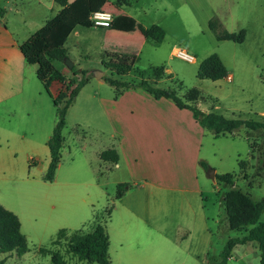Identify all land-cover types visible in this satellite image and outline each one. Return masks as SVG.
I'll list each match as a JSON object with an SVG mask.
<instances>
[{
    "label": "crops",
    "instance_id": "0c3cea01",
    "mask_svg": "<svg viewBox=\"0 0 264 264\" xmlns=\"http://www.w3.org/2000/svg\"><path fill=\"white\" fill-rule=\"evenodd\" d=\"M0 7L3 10L0 14V170L14 171L13 165L18 158L24 162L23 172L12 175L13 179L36 181L35 175H31V165L37 166L38 152L43 154L44 151L48 152L45 162L49 163L47 142L57 121L53 97L62 89V84L57 80L50 83L51 97L36 76L37 66L26 61L19 46L52 18L60 5L54 0H0ZM78 27L81 26H76L67 39L77 33ZM145 43L146 39H142L140 46ZM176 49L174 47L173 52ZM53 64L67 78L72 76L63 62L53 61ZM226 79L232 80L230 72ZM97 83L105 84L102 79ZM109 86L112 92L102 94L95 89L85 94L88 104L83 108L77 101L78 91L67 109L64 129L69 127L73 134L71 140L78 141L81 151L90 150L89 163L93 172L105 176V171L114 167L120 170L116 182H130L132 187L118 198L115 194L108 214L105 209L109 208V198L103 202V210L97 211L93 201L81 197L62 211L51 204L42 222L30 221L27 230L54 234L53 240L61 229L88 233L101 223L109 237L108 254L113 237L122 250V256L116 257L118 264H199L215 260L222 249L217 253L214 248L216 234L203 197L206 182L201 181L199 174L200 169H204L201 161L208 166V159L202 157V147L205 131L209 130L199 126L189 109L178 108L169 99H156L138 89L116 94V89ZM64 129L62 151L67 147L71 159L70 141L65 139ZM236 132L211 133L215 138H233ZM244 141L248 146L247 153H250L252 138H244ZM107 149L116 151L117 162L100 158L99 154ZM239 158L240 155L237 160ZM162 160H173L178 166L176 174L163 176L159 170ZM60 163L61 159L57 167ZM217 170L215 167L214 172L218 173ZM100 176H96L94 184L97 194L105 188ZM204 177L214 189L220 186L215 179ZM60 184L59 198L66 194L75 198L76 190L71 187L88 185L67 180ZM13 212L19 218L27 242L22 216L28 219V210ZM32 213L31 210L29 216ZM74 221H79L81 226L88 224L87 230H71L75 228ZM259 259L257 242L248 241L233 247L226 264H259Z\"/></svg>",
    "mask_w": 264,
    "mask_h": 264
},
{
    "label": "rangeland",
    "instance_id": "374dc122",
    "mask_svg": "<svg viewBox=\"0 0 264 264\" xmlns=\"http://www.w3.org/2000/svg\"><path fill=\"white\" fill-rule=\"evenodd\" d=\"M103 9L111 11L113 18L111 26L78 27L75 37L71 35L65 44L67 57L75 68L85 69L89 75L88 81L79 90L77 101L80 108L88 104L84 97L88 92L95 89L100 90L102 94L112 92V87L106 82L104 85H98V78L93 73L101 71L102 76L110 75L109 70L104 68L101 62L109 59L112 53H116L134 54V70L125 76L113 74V78L136 82L145 77L149 81H154L152 83L156 86L178 88L180 95L189 88H196L200 92V97L195 104L200 109L216 111L229 118L260 119L264 115V112H261L264 111V0H106ZM212 16L218 18L221 28L227 31L237 32L244 29L243 42L216 40L207 26L208 19ZM137 24L144 27L151 24L160 25L165 31L162 41L157 43L152 39H146V43L140 46ZM174 47L191 55L195 60L191 62L181 59L174 54ZM211 53H216L221 58L228 73L232 74L231 81L226 78L210 80L196 76L199 62ZM153 66L158 68V75L152 74L150 67ZM76 78L78 80L80 75H76ZM64 136L68 142L70 141L72 155L69 159V149L67 147L63 149L54 180L39 179L48 165L45 162L48 152L45 151L43 154L38 152L40 160L37 166L31 165V175H35L36 181L23 182L13 179L12 175L23 172L24 162L21 159L18 161V158L13 165L14 171L5 168L0 170V204L12 212L24 208L28 210V219L22 216L28 250L23 255H18L14 251L0 252V261L4 264H52L50 255L43 249L57 250L65 264H95L79 261L67 252V241L72 232H63L57 243L51 244L54 234L52 236L46 232L27 230L30 221L38 224L42 222L46 217L45 212L50 211L51 204L55 205L56 210L62 211L74 199L76 201L81 197H87L94 202L95 210L102 211L106 198H109L108 207L113 206L115 201L116 179L119 178L120 170L110 167L105 171V176L96 174L89 163L90 150H80L78 141L71 140L73 134L68 126L64 129ZM250 137L253 152L247 153L248 146L244 138ZM239 155V159L246 162L242 169L237 167ZM202 157L208 159L207 168L199 171L201 181L206 182L203 197L207 213L210 214L209 222L216 234L214 248L219 253L225 240L239 236L240 232L228 229L224 221V209L220 201L228 187L218 183L221 187L217 186L214 189L204 176L207 175L208 168L215 170V167L218 173L233 172L237 187L254 200L263 198L264 129L249 130L241 127L233 138L228 136L215 138L211 132L205 131ZM174 164L173 160L160 162L159 170L163 176L176 174L175 169L178 166ZM96 176L97 178L100 176V182L105 185L104 190L98 194L94 189ZM64 180L73 184L85 182L88 185L83 188L72 186L71 188L76 190L75 198L68 194L59 198L60 182ZM31 210L33 213L29 216ZM105 214H108L107 208ZM73 225L75 228L71 230L86 231L88 228V224L81 226L79 221H74ZM39 247L43 248L41 252ZM118 248L113 237L109 252L111 264H118L116 257L122 256L120 248L117 253Z\"/></svg>",
    "mask_w": 264,
    "mask_h": 264
},
{
    "label": "trees",
    "instance_id": "16d2710c",
    "mask_svg": "<svg viewBox=\"0 0 264 264\" xmlns=\"http://www.w3.org/2000/svg\"><path fill=\"white\" fill-rule=\"evenodd\" d=\"M60 5L58 12L45 24L32 33L23 43L19 50L26 61L35 64L36 76L42 83L45 91L51 96L49 86L53 80L62 84V89L53 97L56 107L57 121L53 127L51 136L47 142L50 160L42 179L52 181L55 170L61 159L63 148V129L66 125L65 115L68 107L73 102L80 88L88 81L87 70L70 68L72 74L67 78L53 64V61L64 62L67 57V50L64 46L68 35L76 26L89 27V16L92 12L103 8L106 0H54ZM126 3V2H125ZM0 7V14L2 13ZM207 26L218 41H232L241 43L245 39V30L237 32L227 31L221 28V24L215 16L208 19ZM139 39H152L160 43L165 35L164 29L158 24L142 26L137 24ZM107 60H102L101 64L108 69L110 75H103L102 80L116 89V94L127 89H138L149 93L154 98H166L171 100L178 108H186L191 111L194 120L203 129L211 131L214 135L232 133L245 127L249 130L264 129V115L260 119H243L240 117H225L216 111H203L195 102L200 97V92L196 88H189L183 95L172 87H159L154 85V81H149L141 77L139 81H127L113 78V74L125 76L134 70V54L117 55L112 53ZM162 67V66H159ZM153 75H158L156 66L150 67ZM143 73V71H141ZM80 75L77 80L76 75ZM196 76L210 80H219L228 77V71L221 58L216 53H211L204 57L197 66ZM253 142H251V152ZM103 160L117 162L118 155L114 149H107L99 154ZM203 168L207 164L200 162ZM245 160L238 159L237 167L242 169ZM216 183H222L227 188L221 198L224 207V221L228 229L244 232L239 236L226 239L222 250L215 260L210 262H200L199 264H226L231 256L233 247L237 244H244L248 241H256L259 249V264H264V197L254 200L248 193L243 192L235 184L234 173H215ZM132 187L130 182H119L116 185V198L120 197L124 191ZM111 206L107 209L110 212ZM65 232L59 230L51 244H56L58 237ZM109 237L101 223H97L91 232L83 233L73 231L67 241V252L75 256L79 261L95 264H111L108 254ZM43 248H39L40 250ZM28 250L24 234L20 229L18 216L0 204V252L15 251L22 255ZM50 255L52 264H65L62 255L57 250L43 249ZM0 264H4L0 261Z\"/></svg>",
    "mask_w": 264,
    "mask_h": 264
},
{
    "label": "built area",
    "instance_id": "2783aa9c",
    "mask_svg": "<svg viewBox=\"0 0 264 264\" xmlns=\"http://www.w3.org/2000/svg\"><path fill=\"white\" fill-rule=\"evenodd\" d=\"M89 21L90 24L94 27H109L112 22V14L111 12L102 8L98 11L92 12L89 16ZM176 55L186 61L191 56L182 50H180V52Z\"/></svg>",
    "mask_w": 264,
    "mask_h": 264
},
{
    "label": "water",
    "instance_id": "95a60500",
    "mask_svg": "<svg viewBox=\"0 0 264 264\" xmlns=\"http://www.w3.org/2000/svg\"><path fill=\"white\" fill-rule=\"evenodd\" d=\"M63 63H64V64L67 66V68H69V69L73 66V62H71V61L69 60L68 57H66V58L64 59V62H63ZM102 73H103V72H101V71H96V72H94L93 74H94V76H95L96 78L101 79ZM207 176H208L211 180H214V179H215V172H214V170L211 169V168H208Z\"/></svg>",
    "mask_w": 264,
    "mask_h": 264
},
{
    "label": "bare ground",
    "instance_id": "6f19581e",
    "mask_svg": "<svg viewBox=\"0 0 264 264\" xmlns=\"http://www.w3.org/2000/svg\"><path fill=\"white\" fill-rule=\"evenodd\" d=\"M179 52H180V49L178 48V49L175 50L174 53L178 54ZM187 61H191L192 62V61H194V58L192 56H190V58Z\"/></svg>",
    "mask_w": 264,
    "mask_h": 264
}]
</instances>
